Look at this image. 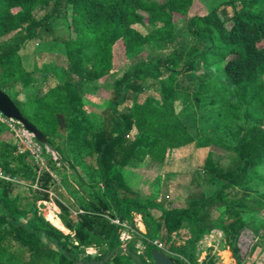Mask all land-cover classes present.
Returning a JSON list of instances; mask_svg holds the SVG:
<instances>
[{
	"label": "trees",
	"instance_id": "obj_1",
	"mask_svg": "<svg viewBox=\"0 0 264 264\" xmlns=\"http://www.w3.org/2000/svg\"><path fill=\"white\" fill-rule=\"evenodd\" d=\"M194 1L0 0V38L15 33L0 45V83L6 81L9 87L22 83L20 102L37 107L33 115H39L45 126L64 127L73 144L80 140L91 112L82 102L72 104L59 81L46 82L44 93L39 94L38 81L23 68L21 49L34 39H48L53 23L63 21L72 73L94 88L140 54L153 58V66H135L114 84L103 116L106 125L116 122L117 135L106 128L91 134L98 159L91 180L103 185L102 190L95 188L99 205L80 201L85 212L74 217L68 207L55 202L75 224L66 227L75 232L77 245L47 221L36 204L22 206L28 192L38 201L49 202L55 180L48 168L38 170L29 151L17 153L18 139L5 137L7 131L0 123V168L30 181L22 185L0 180V264H125L131 253L116 246L119 226L113 225L107 234L104 254L86 255L80 249L93 245L91 233L106 234L103 225L98 229L97 215L111 209L121 221L131 219L132 211L155 219L154 234L165 244L185 221L195 226L199 238L221 230L230 240L232 254L239 256L237 241L255 213L247 205L249 192H256L251 189L254 184L264 189V0H226L215 10L193 15L188 28L197 41L187 51L180 50L175 17H187ZM36 6L41 7L38 13H34ZM220 64L223 69L210 74ZM53 70L61 78L66 69ZM181 77L197 81L193 96L198 107L185 119L175 110ZM147 79L154 82L147 84ZM200 113H209V118ZM203 117L207 124L201 123ZM221 127L230 137L227 142L216 139ZM43 134L46 144L64 157L54 139ZM188 147L209 150L202 168L222 182L213 195L197 190L177 205L167 196L149 204L125 185L122 171L132 161L148 160L164 169L170 150ZM223 154L232 161L215 160ZM48 162L55 172L51 157ZM154 250L160 251L152 246L151 258Z\"/></svg>",
	"mask_w": 264,
	"mask_h": 264
},
{
	"label": "rangeland",
	"instance_id": "obj_2",
	"mask_svg": "<svg viewBox=\"0 0 264 264\" xmlns=\"http://www.w3.org/2000/svg\"><path fill=\"white\" fill-rule=\"evenodd\" d=\"M225 1L195 0L187 17H175V22L177 23L175 30L176 44L180 50L187 51L192 46V43L197 41L189 32L188 24L190 18L203 11L209 12L215 10ZM40 11L41 7L36 6L34 13ZM14 34L11 33L0 38V45L8 43L15 36ZM67 39L68 32L65 23L63 21H56L53 23V32L48 39H34L26 44L19 53L23 67L26 69L25 71L29 73L35 72L36 77L39 78V94L44 90L45 82L59 81L71 103L77 106L80 104L79 102H87L88 100L94 102V100H98L99 102L96 103H100V108L104 109L111 98L112 90L110 86H113L124 73L133 70L135 66H149L153 63L151 55L148 53L140 54L133 61L130 60L129 63L122 65L111 77L99 82V92L96 95L95 90H93L94 87L90 86L89 83L78 80L72 73L64 46ZM182 66L180 65L179 68L181 69ZM59 67L66 69L65 73L61 74L62 76L60 75L61 78L56 77L52 72L54 68ZM223 67V64L216 65L209 72L210 74L219 72ZM147 80L145 82L147 84L154 82L152 79ZM179 80L182 81H180V86L178 85L177 89L175 110L179 118L185 119L198 107V101L196 102L193 96V89L197 81L187 80L183 77L179 78ZM20 84L22 85V83ZM9 85L6 81L0 83L1 90L17 104L23 116L29 119L30 123L39 131L45 133L49 139L52 137L56 146H59L65 153L63 157L53 147L47 144H39L31 134L33 141L37 144L34 149H41L38 157L30 153L34 157V163L38 170L48 168L52 172L48 162L49 157H51L55 163V172H52L55 176V182L50 185L49 193L51 199L49 202L38 201L33 194L28 192L22 206L27 208L28 205L30 207V205L36 204L40 214L47 221H49V217H53L56 220L54 221L55 223L49 222L54 227L57 226L58 228H56L63 231L65 235H70L72 242L77 245L75 232L66 227V224L70 227H75V224L68 216L61 214L57 210L55 202L68 207L74 217L85 212L80 207V201L84 200L88 206L99 205L100 201L96 189L100 188L102 190L103 185L91 180L95 169H98V159L96 154L93 153L91 134L94 131L98 132L101 130V119L94 114L95 112H92V116L89 117L90 121H85L82 125L80 140L73 144L68 140V131L64 127H55L54 125L53 129V127L45 126L39 120V115L38 117L34 116L37 107L32 108L33 106L23 105L20 102L18 94L22 88L21 85L17 84L10 87ZM93 106L91 105L92 111H94ZM201 116L209 118V113H200ZM204 117L201 119L202 122H200L207 124V118L205 119ZM42 118L45 119V117ZM2 125L4 130L7 131L4 133L5 137L12 135L15 138L17 137L16 132L11 131L7 125ZM115 125L116 122L113 121L112 128L114 132ZM15 128L22 137L21 139L19 137L16 138L18 139L20 148L17 153L21 154L25 152L26 146L22 141H27L26 132L28 131L20 123H16ZM216 136V139L218 138L224 142L230 140L228 133L223 127H221ZM208 153V149H196L193 147L170 150L164 169L148 160L143 163L132 161L122 171V178L126 186L139 192L142 199L149 204L159 203L163 196H167L168 201H175L177 205L178 202L182 203V199H186L188 194L197 190H201L207 195H213L221 187L222 182L202 168ZM215 160L221 164H228L232 161L225 154L216 156ZM158 175L162 176L157 181ZM20 177L21 175L18 178L20 179ZM21 181L24 180L21 178ZM25 182L30 184L29 180ZM35 187L33 185V188ZM251 189L256 190V192H249L250 196L247 205L250 209H255V213L250 216L248 226L240 233L237 241V247L239 248L238 257L232 254L229 247L230 240L221 230H213L210 234L199 238L195 226L185 221L181 229L172 234L169 242L165 244L160 237H156L154 234L155 219L146 218L144 213L132 211L131 219L121 221L112 209L110 211L105 210L97 215L98 229L103 225L106 234L91 233L94 240L93 245L80 249L86 255L104 254L108 249L107 245L109 243L106 236L114 225L119 226L117 228L118 238L116 239V246L131 253L130 260L125 264H154L153 259L150 257L152 246H157L166 256L186 264H264V209H260L264 207V189L259 184H254ZM155 193L159 196L155 195ZM259 202H263V204L256 208ZM56 215L61 218L65 227ZM46 264H49V262H46Z\"/></svg>",
	"mask_w": 264,
	"mask_h": 264
},
{
	"label": "water",
	"instance_id": "obj_3",
	"mask_svg": "<svg viewBox=\"0 0 264 264\" xmlns=\"http://www.w3.org/2000/svg\"><path fill=\"white\" fill-rule=\"evenodd\" d=\"M0 112L8 119L20 123L30 134H32L38 143L46 144V136L30 123L21 113L12 99L0 89ZM154 264H178L173 259L167 257L160 251H152Z\"/></svg>",
	"mask_w": 264,
	"mask_h": 264
},
{
	"label": "crops",
	"instance_id": "obj_4",
	"mask_svg": "<svg viewBox=\"0 0 264 264\" xmlns=\"http://www.w3.org/2000/svg\"><path fill=\"white\" fill-rule=\"evenodd\" d=\"M24 68V67H23ZM24 70H26L25 68H24ZM27 72V71H26ZM39 72V71H38ZM53 72V71H52ZM54 74V73H53ZM32 75H33V77H34V79H36L37 77H36V75H35V72H32ZM39 78H37L36 80L38 81L37 83L39 84L40 83V81L38 80ZM46 83V82H45ZM111 87V93L113 92V89H114V85L113 86H110ZM93 90H95V92H96V95H98L97 94V92H99V88H94ZM44 91H45V89L44 90H42V93L41 94H43L44 93ZM19 97V96H18ZM88 100V99H87ZM96 102H99L98 100H94V102L93 101H91V100H88L87 102H82V104L83 105H85L88 109H89V111L92 113V112H95L94 114H96V116H98L99 117V119H101V124H102V128H101V130H99L98 132H101V131H103V130H106V129H108L109 130V132L111 133V134H113L114 136H116L117 135V133H118V127H117V125H115V132H114V130H113V128H112V124H113V121L112 122H108V124L106 125L105 124V122H104V120L103 119H105L104 117L105 116H103L104 115V113H105V111H106V108L107 107H105L104 109L103 108H100L101 106L99 105L100 103H96ZM91 105L93 106V105H95V106H93L94 107V111H92V107H91ZM1 122V121H0ZM2 123V122H1ZM111 123V124H110ZM2 124H4V123H2ZM5 125V124H4ZM104 125L106 126V127H104ZM106 128V129H105ZM8 130V129H7ZM10 131V130H9ZM40 144V143H39ZM45 145V144H44ZM6 173V172H5ZM50 173H51V175L53 176V177H55L54 176V174H52V172L50 171ZM10 175V174H9ZM11 176V175H10ZM15 178H17L20 182H16V183H20V184H22V185H24L26 182L25 181H21V179H19L18 177H15ZM36 186V185H35ZM36 188V187H35ZM55 205H56V203H55ZM56 207H57V210H59L60 212H61V210L59 209V207L56 205ZM52 212H55V211H52ZM57 216V215H56ZM59 219H60V221H61V218L59 217V216H57ZM62 222V221H61ZM62 224H63V222H62ZM63 226H64V224H63ZM65 227V226H64ZM59 230V229H58ZM63 232V231H62Z\"/></svg>",
	"mask_w": 264,
	"mask_h": 264
},
{
	"label": "built area",
	"instance_id": "obj_5",
	"mask_svg": "<svg viewBox=\"0 0 264 264\" xmlns=\"http://www.w3.org/2000/svg\"><path fill=\"white\" fill-rule=\"evenodd\" d=\"M0 121L4 123L5 125H7L11 131L16 132L17 137H19L20 139L22 138L19 132L16 131V128H15V124L18 123L17 121L6 118L1 112H0ZM26 136L28 137L27 141H24V140L22 141V143L26 146L24 150L29 151L33 156L36 155L38 157V155L41 153V149L40 148L34 149L35 146H37V144L33 141V137L30 133L26 132ZM42 170L43 168L41 169V171ZM0 180L7 181V182H14V183L20 182L17 178L12 177L9 174L5 173V171L1 168H0Z\"/></svg>",
	"mask_w": 264,
	"mask_h": 264
},
{
	"label": "bare ground",
	"instance_id": "obj_6",
	"mask_svg": "<svg viewBox=\"0 0 264 264\" xmlns=\"http://www.w3.org/2000/svg\"><path fill=\"white\" fill-rule=\"evenodd\" d=\"M49 221L55 223L54 221H56V220H54L53 217H49ZM55 226H56V224H55ZM56 227H57V226H56ZM57 228H58V227H57Z\"/></svg>",
	"mask_w": 264,
	"mask_h": 264
}]
</instances>
